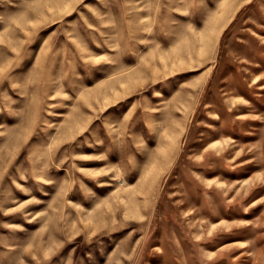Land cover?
<instances>
[{
	"label": "rangeland",
	"instance_id": "374dc122",
	"mask_svg": "<svg viewBox=\"0 0 264 264\" xmlns=\"http://www.w3.org/2000/svg\"><path fill=\"white\" fill-rule=\"evenodd\" d=\"M0 264H264V0H0Z\"/></svg>",
	"mask_w": 264,
	"mask_h": 264
}]
</instances>
